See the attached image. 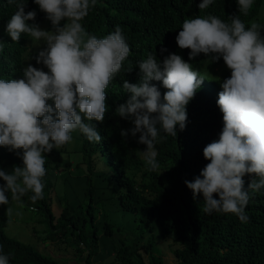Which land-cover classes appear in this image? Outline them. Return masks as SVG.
Returning <instances> with one entry per match:
<instances>
[{"label": "clouds", "instance_id": "clouds-1", "mask_svg": "<svg viewBox=\"0 0 264 264\" xmlns=\"http://www.w3.org/2000/svg\"><path fill=\"white\" fill-rule=\"evenodd\" d=\"M33 2L45 13L51 30H42L34 22L36 11L25 13L26 0H20L5 32L12 42L17 43L22 34H27L43 45L30 59L48 71L28 64L21 69V78H0V147L14 152L22 161L11 172L0 169L4 181L0 184V205L10 204L9 193L12 200H20L29 192L33 204L42 200L45 154L71 143L73 132L81 133L89 142H101L103 137L92 121L103 123L108 110L105 89L130 56V46L119 25L102 38L83 27L81 21L97 0ZM212 3L202 0L197 7L205 10ZM237 5L239 13L247 16L253 0H237ZM262 30L264 25L257 22L246 26L240 15L229 16L227 21L211 14L185 19L175 40L180 49L190 50L189 61L202 53L209 63L220 59L224 62L215 67L220 68L218 77L210 75L215 79L213 85L206 71L207 75L200 77L180 55L169 53L159 60L150 52L146 59L136 62L138 83L123 81L128 99L115 108L120 118L133 125L121 129V137L135 138L139 133L137 143L146 146L141 155L151 172L160 166L156 144L175 138L177 127L185 129L189 102L194 97L199 100L218 95L223 127L218 140L203 148V157L210 162L192 181L184 183L193 200L202 196L204 213L234 214L242 222L248 219L245 207L249 190L264 188ZM132 69L129 67L125 73ZM224 70H230V77L223 80ZM153 81L166 89L163 95ZM245 175L252 177L247 189ZM6 212L10 215L11 207ZM0 264H9V255L2 248Z\"/></svg>", "mask_w": 264, "mask_h": 264}, {"label": "trees", "instance_id": "trees-1", "mask_svg": "<svg viewBox=\"0 0 264 264\" xmlns=\"http://www.w3.org/2000/svg\"><path fill=\"white\" fill-rule=\"evenodd\" d=\"M19 2L0 0V78L3 79L21 78V69L27 66L24 51L22 53L24 47L29 48L33 56L37 54L33 47L38 42L30 36L22 34L16 43L5 32L6 23L17 10L16 4ZM200 2L202 0H97L95 7L81 21L85 30L98 38L113 32L119 25L130 46V56L123 62L122 70L105 89L108 110L103 123L92 121L103 139L100 143L89 142L79 133L80 149L87 169L84 181L87 202L69 214L65 208L57 218L53 214L49 201L52 185L47 174L56 165L59 153L56 149L45 154L44 198L33 204L29 192L18 202L24 210L41 216L42 219L38 221L45 225L44 241L61 239L67 232L73 234L83 264H95L93 257L99 252L100 231L110 242L113 237V228L107 222V215H103L101 228L96 225L98 212L93 206L95 195L91 163L99 152L106 154L108 161L115 165L111 177L120 187L117 193L120 207L134 215L133 244L129 246L120 240V247L113 245L115 256L121 263L164 264L162 258L153 254L157 252L154 241L149 240L142 247L138 246L144 234L153 230V225L157 223L161 237L170 238L178 245L173 251L176 264H264V188L256 192L249 190L250 199L245 207L248 219L242 222L234 214L204 213L202 196L193 200L191 190L184 183L185 180L192 181L210 162L204 159L203 148L218 140L223 127L222 113L216 103L218 95L199 100L194 97L186 106L185 129L180 131L177 127L175 138L168 137L166 141L156 144L157 161L169 170L167 178H163L156 170L149 171V180L137 184L129 174L144 166L141 151L146 146L137 143L139 133L135 138L130 135L121 137V129H129L133 125L129 120L120 118L115 108L128 99V94L122 88L123 81H139L136 62L146 59L150 52L155 53L159 60L169 53H175L191 63L193 70L202 77L205 71L208 74V71L224 62L220 59L209 63L208 57L202 53L189 61L190 50L180 49L175 40L185 19L211 14L227 21L229 16L240 15L246 26H250L251 22L264 25V17H260L264 0H253L247 16L239 13L237 0H213L212 5L205 10L197 7ZM31 10L36 11L34 22L39 26L47 20L45 13L33 0H26L24 11ZM46 23L49 24L43 30H51L50 21ZM261 35H264V30ZM33 61L36 62L35 59ZM129 67H133L131 73H125ZM43 70L48 71L45 67ZM228 77L230 70H224L223 80ZM207 80L212 85L215 82L210 75H207ZM152 83L157 84L163 95L166 89L160 82ZM20 165L22 161L14 152L0 147V169H12ZM251 178L249 175L243 177L245 189ZM3 183L0 179V184ZM8 195L12 201L11 193ZM214 198L218 199V196L214 194ZM8 224L9 218L0 213V248L9 255V264H65L64 260L42 254L31 245L8 235L5 232ZM141 250L148 255V261L142 257Z\"/></svg>", "mask_w": 264, "mask_h": 264}, {"label": "rangeland", "instance_id": "rangeland-1", "mask_svg": "<svg viewBox=\"0 0 264 264\" xmlns=\"http://www.w3.org/2000/svg\"><path fill=\"white\" fill-rule=\"evenodd\" d=\"M260 17H264V6L261 9ZM49 20H45L40 28L43 30L47 27ZM43 45H37L33 47V50H38ZM25 62L33 67L44 68L42 64H37L30 59L33 56L29 48L24 47ZM30 54V55H29ZM29 55V56H28ZM28 57V59H27ZM28 61V62H27ZM220 72V68H212L208 71V74L213 77H218L217 72ZM73 140L71 143L59 148V153L55 167L50 170L47 177L52 185L50 204L52 212L57 218L64 210L69 213L74 211L80 206V204L87 202V198L84 197L85 191V178L87 175L86 164L83 162L81 153V138L79 132H73ZM141 158L143 159L142 155ZM92 176L94 183V203L93 206L98 212V220L96 225L101 228L103 223V215H107V222L113 228V237L111 242L108 241L103 232H99V252L93 257L95 264H123L115 256L113 245L117 248L121 246L120 240H124L126 245L131 246L134 242V215L131 212L124 211L117 200V193L120 187L112 179L111 174L114 171L115 165L108 161L107 155L103 153L96 154L92 159ZM7 172H11L12 169H4ZM156 171L163 177H168L167 166H160ZM134 181L139 184L147 182L149 180V171L144 166L132 170L129 172ZM66 204V205H65ZM11 207L12 213L9 215L6 212V208ZM0 213L9 218V224L5 228V232L16 238L22 240L37 249L38 251L45 253L55 259L60 258L64 260L65 264H83L77 249V244L74 241V236L70 232L61 239L55 241H44L43 237L45 225L39 222L42 218L36 213L30 210H24V207L20 206L18 200L10 201L9 205H0ZM39 220V221H38ZM149 240L154 241L157 252L153 254L163 259L164 264H176V258L173 251L178 247L177 243L170 238L163 239L160 235L159 224L153 225V230H148L142 241L139 242L140 247L145 245ZM81 248L83 246L81 245ZM142 257L148 261V255L141 250ZM84 250V255H85Z\"/></svg>", "mask_w": 264, "mask_h": 264}]
</instances>
